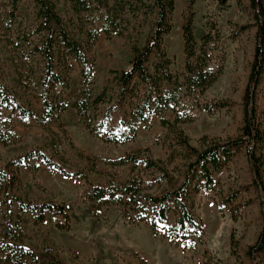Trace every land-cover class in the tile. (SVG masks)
Instances as JSON below:
<instances>
[{"label": "rangeland", "instance_id": "374dc122", "mask_svg": "<svg viewBox=\"0 0 264 264\" xmlns=\"http://www.w3.org/2000/svg\"><path fill=\"white\" fill-rule=\"evenodd\" d=\"M85 1L86 8H79L75 0H54L66 30L90 59L92 72L85 78L73 56L57 51L55 71L67 84L46 87V60L36 50L47 34L37 30L41 23L39 0H21L15 11L13 0H0V81L13 101L30 110L23 116L17 107L2 104L0 95V264H263L264 253L253 258L247 254L258 238L262 220L256 190L245 189L253 181L245 150L215 175L219 183L215 189H203L191 200L199 228L181 231L174 209L165 223L155 217L153 206L141 195L174 191L184 182L195 156L177 142L171 127L163 125L157 114L140 122L130 141L117 143L114 139L116 123L130 119L137 101L117 99V73L130 68L133 43L137 40L140 47L145 45L156 14L145 13L142 6L125 0L132 26L123 35L115 32L110 37L104 29L105 6L99 0ZM106 1L114 5L117 0ZM174 1L172 30L165 35L163 48L172 60L170 70L183 81V24L190 13L189 0ZM192 12L199 50L202 38L211 34L208 46L214 58L225 55L220 78L202 97L195 96L186 105L195 120L180 124L192 146L201 150L204 139L214 144L241 132L243 95L258 27L248 0H230L226 8L218 0H196ZM244 25L251 27L233 37L238 26ZM156 61V57L151 59L150 69ZM134 86L136 92L144 87L138 79ZM104 90V101L95 104ZM44 96L57 108L52 114H46ZM204 100H229L232 106L208 113L198 106ZM83 101L89 103L80 113L76 105ZM258 107L264 121V82L258 90ZM163 116L173 122L176 113L166 111ZM103 119L107 120L104 127L100 125ZM146 149L169 178L160 180L161 170L144 166ZM33 150L45 153L76 175L50 170L39 154L29 165L12 163ZM129 155L139 160L112 164ZM12 178H16L14 182ZM130 181L142 194L132 198L123 191L121 183ZM96 186L109 191L108 204L103 199L91 200ZM236 189H241L239 201L253 199V203L242 207L234 220L223 199ZM22 202L64 204L70 219L53 210L40 221L33 211L21 210Z\"/></svg>", "mask_w": 264, "mask_h": 264}, {"label": "trees", "instance_id": "16d2710c", "mask_svg": "<svg viewBox=\"0 0 264 264\" xmlns=\"http://www.w3.org/2000/svg\"><path fill=\"white\" fill-rule=\"evenodd\" d=\"M20 1L13 0L14 11L17 10ZM99 1L106 8V25L104 29L110 37L115 32L116 34L123 35L125 30L130 29L132 22L125 13V0H117L114 5H110L106 0ZM130 1L137 4V6H142L145 13H155L156 22L151 36L143 47L138 45L137 40L133 43V59L130 68L117 73L116 78L119 86L116 95L117 99L123 101L127 98H131L132 100L133 98H137V101L133 102L135 105L131 111L130 119H122L116 123L115 126L118 129V133L114 141L117 143L130 141L138 132V124L142 121L146 122L152 114H157L161 116L163 125L171 127L176 135L177 142L184 145L195 156V159L189 164L184 182L174 191L164 193L163 195L142 194L141 189H138L134 181L121 183V188L132 198L142 194L141 196L145 201L153 206L154 215L159 222L165 223L169 213L174 209L177 214L176 223L181 231H186L189 228L196 229L201 226V223L193 211L191 200L203 189H215L219 184L215 179V175L222 172L237 154L245 150L253 176L252 183L245 186V189L248 190L253 187L256 190L261 205L260 216L262 220V227L258 238L248 248L247 254L253 258L256 254L264 253V121L259 117L258 107V90L264 82V0H248L258 29L256 32L253 61L243 95V126L241 132L235 138L214 144H208L206 139H204L201 150L192 146L189 137L181 129L180 124L195 120L194 114L186 105L195 96L202 97L220 78L224 71L225 55L222 54L220 59L214 58V54L208 46L212 40L211 34H207L202 38V46L199 50L193 30L194 13L192 12V8L196 0H189L190 13L185 18L183 24L186 72L184 73L183 81H180L179 75L172 73L170 70L172 60L163 48L164 37L172 30L170 20L175 10V1ZM218 2L223 8H226L230 0H218ZM39 3L41 23L37 30L41 33H47L43 44L36 47V50L46 60L44 86L47 87L54 83L67 84L64 76L55 71L57 51L61 54L66 53L73 56L82 67V75L85 78L88 77L92 72L90 59L83 51L80 42L66 30L63 20L56 10L54 0H39ZM75 3L79 8H86L87 6L85 0H75ZM250 27L251 25L238 26L237 30L233 33V37L239 36ZM153 57H156L157 61L153 69H150L149 64ZM135 79H138L144 85L141 92H136L134 86ZM0 95L3 96L2 104L9 107H17L23 116L30 114V110L24 108L21 103L13 101L14 99L9 94L8 88L1 81ZM105 95L106 90L98 95L95 99V104L102 103ZM88 103V101L77 103L76 107L78 111L83 113ZM43 104L46 114H52L57 110L52 105L48 96L43 97ZM198 106L208 113H214L220 109L230 108L232 103L229 100H204ZM62 109H66V107H62ZM166 111L176 113V118L173 122L168 121L163 116ZM106 123V119L100 121L102 127ZM146 150V156L142 160L144 166L148 169L161 170L163 174L159 178L160 180L169 178L168 172L161 163L152 157L149 149ZM36 154L40 155L50 170H56L64 176L76 175L67 171L52 158L38 150L30 151L16 158L12 163L19 167L29 165ZM138 160V157L135 155H129L113 161L112 164L124 165L129 162L136 163ZM37 168L35 167V169ZM15 179L12 178L11 181L14 182ZM108 192L105 187L96 186L91 192L90 198L92 201L103 199V203L108 204L111 201L110 198L106 197L108 196ZM240 194L241 189L231 190L223 199V203L231 208L234 220H237L242 207L253 203V199L239 201ZM112 195L114 196V192L111 193ZM21 210L33 211L40 221L45 220L46 212L53 210L63 214L66 219H70L64 204H31L22 202ZM20 223L21 216L18 219V224Z\"/></svg>", "mask_w": 264, "mask_h": 264}]
</instances>
